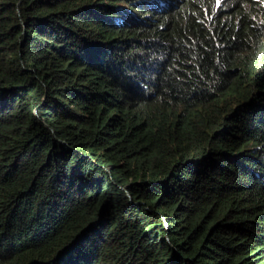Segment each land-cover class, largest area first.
Listing matches in <instances>:
<instances>
[{"label": "trees", "instance_id": "1", "mask_svg": "<svg viewBox=\"0 0 264 264\" xmlns=\"http://www.w3.org/2000/svg\"><path fill=\"white\" fill-rule=\"evenodd\" d=\"M0 264H264V0H0Z\"/></svg>", "mask_w": 264, "mask_h": 264}, {"label": "rangeland", "instance_id": "2", "mask_svg": "<svg viewBox=\"0 0 264 264\" xmlns=\"http://www.w3.org/2000/svg\"><path fill=\"white\" fill-rule=\"evenodd\" d=\"M259 147H260V146H259V145H257V146H255L254 148H255V149H258Z\"/></svg>", "mask_w": 264, "mask_h": 264}, {"label": "clouds", "instance_id": "3", "mask_svg": "<svg viewBox=\"0 0 264 264\" xmlns=\"http://www.w3.org/2000/svg\"><path fill=\"white\" fill-rule=\"evenodd\" d=\"M167 1V0H166Z\"/></svg>", "mask_w": 264, "mask_h": 264}]
</instances>
